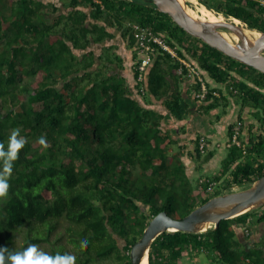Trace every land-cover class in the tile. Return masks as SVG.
Segmentation results:
<instances>
[{"label":"trees","instance_id":"obj_1","mask_svg":"<svg viewBox=\"0 0 264 264\" xmlns=\"http://www.w3.org/2000/svg\"><path fill=\"white\" fill-rule=\"evenodd\" d=\"M197 1L248 30L264 32V9L254 0ZM72 3L75 10L53 19L42 15L39 2L0 0V142L7 147L17 127L27 140L9 180L7 202H0V248L19 251L34 243L49 254L75 255L76 264H131L130 249L150 219L160 211L181 219L219 195L205 186L209 180L218 183L220 175L191 182L169 154L172 143L162 130L165 115L140 102L144 94L169 95L165 107L182 119L190 103L170 91L176 78H185L186 69L177 73L178 60L157 48L138 81L136 59L137 94H131L120 76L101 73L100 57L88 51L78 58L73 50L103 43L113 36L108 31L114 25L135 45L133 29L124 26L131 21L162 36L202 72L208 94L201 101L194 98L200 113L216 110L224 98L210 80L228 86L230 95L238 89L241 100L255 110L261 130L245 143L242 128L238 138L245 151L235 144L224 148L222 173L229 170L230 179L220 194L264 175V74L189 35L151 0ZM78 5L91 8L92 18ZM191 80L195 94L199 83ZM42 135L47 148L38 143ZM200 137L208 143L197 132L196 155H210L207 145L199 150ZM253 225L259 234L251 241ZM237 228L246 230L240 239ZM84 238L90 241L87 248L80 247ZM200 253L217 264H264V205L197 233H160L148 249V264H186L193 261L188 256Z\"/></svg>","mask_w":264,"mask_h":264},{"label":"crops","instance_id":"obj_2","mask_svg":"<svg viewBox=\"0 0 264 264\" xmlns=\"http://www.w3.org/2000/svg\"><path fill=\"white\" fill-rule=\"evenodd\" d=\"M225 1L228 0H224V2ZM254 1L258 3V5L262 9H264V5H260V0ZM189 2L191 1L189 0ZM195 2H197V0ZM209 2H211V0ZM92 44L93 45H90L85 49L86 52H94V49H92V47H94L95 49H97L98 53H100V51L102 53L104 52L103 49L105 47L106 53L109 52L113 56V58L117 60V63L115 61H111L105 64V66H103L105 67V72L103 71L102 65L98 66L102 68V74L107 76H120L128 87L129 93L137 94L136 84L134 81L135 60L137 59L135 45L131 44V42L126 39H120L116 35H113L112 39L106 41V44H104V42ZM179 57L182 58V56ZM186 59L189 60L190 58L186 57ZM209 84L216 89L220 88L221 92H223L224 98L223 100L219 101L220 105L216 110L204 115L203 112L197 114L201 110L197 109V105L194 101L193 80H191V78H183L181 80L179 77L176 78L175 85L173 89L170 90L179 92L182 98L188 100V102L190 103L188 105L189 113L187 112L182 117V119H177L173 115L169 114L168 109L165 107L164 101L166 98H168L169 95L166 97L163 96L154 98L149 94H144L145 96L139 99H141L140 102H142L141 104H143L145 109L154 110L158 113L161 112L165 115L162 122V130L164 135L170 137L172 143V145L170 144L171 146L169 145V154H173L177 157V162L184 167V170L190 179H193L195 177V180L197 181V179L202 176H208L204 175L202 173L203 171L206 172L210 170V176L214 177L220 175V178L222 177L221 180L224 179L223 182L227 183L230 179V171L228 170L225 173H222V166L223 161L228 154V150L224 149L223 147H215L214 143L218 144L219 142H224L228 138L229 125L233 124L237 120L241 121L243 125L242 136L244 138V142L248 143L249 139L254 140L259 135L261 130V123L259 121L260 119L256 118L253 115L255 110L252 108L251 104H248L243 100H241L239 103L236 101L234 102L231 96H228L226 90L227 86L224 87L223 85H216L212 83L211 80L209 81ZM222 88L224 89L223 91ZM231 95L233 94L231 93ZM237 95L239 96V94ZM221 106L225 107L226 111L221 110ZM194 110H196L197 112H195ZM204 116L210 123L209 132L208 129H206V120ZM196 117L198 118L197 122L195 121ZM202 117L203 119H201ZM240 118L241 120H239ZM200 119L203 121V123L200 121ZM185 130L187 132H185ZM200 130L209 139H211L210 141L212 143L209 146L210 150H208L211 151L210 155H208L207 152L206 155L197 156L194 151V148L196 146V133ZM212 148L218 149L213 150ZM231 189L234 190V187ZM258 229L259 227H253L252 230H254L256 234L252 236L251 241H253L255 236L259 234ZM243 232L246 233V230H243L242 228L236 229L238 238H241L243 236ZM192 262L193 261H187V264H192Z\"/></svg>","mask_w":264,"mask_h":264},{"label":"water","instance_id":"obj_3","mask_svg":"<svg viewBox=\"0 0 264 264\" xmlns=\"http://www.w3.org/2000/svg\"><path fill=\"white\" fill-rule=\"evenodd\" d=\"M155 8L167 14L170 19L189 35L246 66L264 74V32L257 38L246 34L242 24L229 17L216 23L203 21L181 0H151ZM225 33L236 35L240 42ZM205 77L208 79L206 74ZM264 205V175L250 186L238 191L227 192L211 197L194 208L181 219L173 218L165 211L158 212L150 219L141 237L132 245L129 252L131 264H142L152 241L162 232L180 230L197 233L206 227H217L222 219L232 218L251 209ZM240 239V238H239Z\"/></svg>","mask_w":264,"mask_h":264},{"label":"clouds","instance_id":"obj_4","mask_svg":"<svg viewBox=\"0 0 264 264\" xmlns=\"http://www.w3.org/2000/svg\"><path fill=\"white\" fill-rule=\"evenodd\" d=\"M194 111L197 112L196 110ZM230 126H232V124ZM26 143L27 140L21 135V129L19 127L12 129L11 134L8 137L7 147H5L4 143L0 142V202H7L8 193L11 188L9 180L15 162L19 159V155ZM38 143L44 148L49 147L48 142L43 135L38 138ZM201 178H203V176L200 177V179ZM206 229L207 227L204 230ZM89 243V239L84 238L80 241V247L87 248ZM76 260V256L72 254H49L44 252L34 243L28 244L25 248L19 251L0 248V264H76Z\"/></svg>","mask_w":264,"mask_h":264},{"label":"built area","instance_id":"obj_5","mask_svg":"<svg viewBox=\"0 0 264 264\" xmlns=\"http://www.w3.org/2000/svg\"><path fill=\"white\" fill-rule=\"evenodd\" d=\"M260 5H264V0H260ZM129 24H130L129 22H125L124 26H126L130 30L133 29L131 30V33L135 38L137 61H138V65H137L138 81L144 79V74L152 60V55H153L152 53L155 52L157 48H161L162 50L167 51L172 58H175L181 64V66L177 69V73L182 74V68H184L186 69V74L184 75V77L196 79V81L199 83V91L193 95L194 98H197L199 101H201L206 97V95L208 94V89L205 84V79L203 77L202 72L197 68L195 64H193L192 61L185 58H180L174 47H171L170 45L166 44L162 36L153 33L147 27H142L139 26L138 24H133L132 26ZM232 92L236 95L238 94V91L236 89L232 90ZM212 95H218V93L213 92ZM241 132H242V123L241 121H236L231 126V138L230 140L227 139L223 147L229 148L231 147L232 144H235L237 147H241L243 149L245 147V143H242L238 138ZM198 145H199V150L201 152H204L206 142L203 137H200L198 139ZM215 145L217 147L220 146L219 143L218 144L216 143ZM243 151L245 150L243 149ZM216 185H217L216 180H209L205 188L207 191H211V190L213 191Z\"/></svg>","mask_w":264,"mask_h":264},{"label":"flooded vegetation","instance_id":"obj_6","mask_svg":"<svg viewBox=\"0 0 264 264\" xmlns=\"http://www.w3.org/2000/svg\"><path fill=\"white\" fill-rule=\"evenodd\" d=\"M15 1H18V0H15ZM27 1H30V0H27ZM31 1L41 3L40 10L43 13L42 15L46 16L48 18H53V19H56L57 16H60V15H66L67 16L68 14H70L71 11L76 9L75 5H73V3H72L73 0H31ZM77 7H78L77 9L81 8L84 10V12L89 16L88 19L92 18L91 17V12H92L91 8H84V7H81L79 5ZM108 32H111L113 35L118 36L120 39H124L125 32H124V30H122L121 26L114 25V26H112L111 29H109ZM49 39H50V37H49ZM109 39H112V37L106 38L104 40V44H106V41H108ZM90 45H93V44H90ZM86 48H88V47H86ZM85 49L83 50L80 48H75L73 50V53L78 58H81L83 56V54L86 52ZM92 49H94V52H93L94 56L100 57L101 54H103V52L101 53V51H100V53H98L97 49H95L94 47H92ZM230 96H232V95H230ZM221 110L226 111L225 107H223V106H221ZM197 114H199V113H197Z\"/></svg>","mask_w":264,"mask_h":264},{"label":"rangeland","instance_id":"obj_7","mask_svg":"<svg viewBox=\"0 0 264 264\" xmlns=\"http://www.w3.org/2000/svg\"><path fill=\"white\" fill-rule=\"evenodd\" d=\"M192 10H196V7L197 6H199L200 5V3H199V1H197V2H194V3H192V2H189V0H183ZM224 17V16H223ZM225 19V18H224ZM129 25H132L133 26V23L134 22H131V21H129ZM126 27V26H125ZM122 30H123V28H122ZM49 41V40H48ZM103 50H105V48L103 49ZM97 60V59H96ZM98 61V63L100 64V65H102V67L103 66H105V64H107V63H109V62H111V61H117V60H115V58H113V56L108 52V53H106V51H104L103 52V54H101V57H100V59L99 60H97ZM117 63V62H116ZM105 67H103V71L105 72V69H104ZM101 73H103L102 71H101ZM100 73V74H101ZM227 93H228V96H230V90H229V87L227 86ZM238 90V89H237ZM239 91V90H238ZM232 96H231V98L233 99V101L235 102H240L241 101V98H240V95L238 96V95H236V94H234L233 92H232ZM240 94V93H239ZM220 101H221V99H219ZM199 103V102H198ZM198 103H196L195 102V104H197L198 105ZM188 113H189V111H187ZM195 113V112H194ZM208 114V113H207ZM204 115V114H203ZM206 116V115H205ZM204 116V118H205V120H206V129H208V132L210 131L209 130V127H210V123L207 121V119H206V117ZM201 119H203V117L201 118ZM200 119V121L203 123V121ZM195 121L197 122L198 121V118L196 117V119H195ZM187 130V129H186ZM185 130V132H187ZM199 132H201V130L199 131ZM201 133H203V132H201ZM202 135H204V133L202 134ZM207 137V136H206ZM206 140H208V143H206V149L207 150H210V144L212 143L210 140L211 139H209L208 137H207V139ZM216 143H214V146H216L215 145ZM217 147V146H216ZM213 150L215 149V150H217L218 148H212ZM211 149V150H212ZM170 156H174L173 154H170ZM176 157V156H175ZM174 158V157H173ZM177 158V157H176ZM224 170V169H223ZM205 171H203L202 173L204 174V175H208V176H210V170H208V171H206L205 173H204ZM222 178V177H221ZM221 178H220V180H219V182L217 183V185H216V187L214 188V192H220V193H222V191H223V186L226 184V183H224L223 182V180H221ZM191 180V182H193V183H196V180H195V177L193 178V179H190ZM248 186H250L249 184H242V185H238V186H236V187H234V190L233 191H238V190H241V189H245V188H247ZM231 190V189H230ZM219 193V194H220ZM252 222L253 223H255V218H253V220H252ZM256 225H253V227H255ZM188 257H190L191 259L190 260H193V262H192V264H217L216 262L215 263H213V262H211V259H209L205 254H203V253H200V254H195V255H192V256H188ZM186 264H187V262H186Z\"/></svg>","mask_w":264,"mask_h":264},{"label":"bare ground","instance_id":"obj_8","mask_svg":"<svg viewBox=\"0 0 264 264\" xmlns=\"http://www.w3.org/2000/svg\"><path fill=\"white\" fill-rule=\"evenodd\" d=\"M183 1V0H181ZM192 3L195 2V0H190ZM192 10V9H191ZM194 14H196L198 16L199 19L203 20V21H207V22H211V23H216L218 21H221L224 19V17L221 14L215 13L209 9H207L205 6L203 5H199L196 7V10H192ZM236 19V18H235ZM235 23L241 25L242 23L239 20H234ZM242 28L244 29V31L246 32V34L252 38H257L259 36V33L257 31H253V30H248L247 28L244 27V25L242 24ZM228 37L234 39L237 42H240V39L238 37H236V35H233L231 33H225ZM142 264H148V260H147V256L144 255L142 258Z\"/></svg>","mask_w":264,"mask_h":264}]
</instances>
